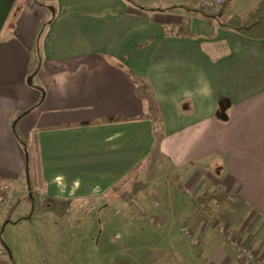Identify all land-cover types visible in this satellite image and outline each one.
Here are the masks:
<instances>
[{
	"label": "crops",
	"instance_id": "crops-1",
	"mask_svg": "<svg viewBox=\"0 0 264 264\" xmlns=\"http://www.w3.org/2000/svg\"><path fill=\"white\" fill-rule=\"evenodd\" d=\"M188 2L19 0L0 37L2 232L36 212L82 225L81 204L122 200L137 181L154 188L166 165L184 169L188 181H224L236 200L223 202L214 225L250 240L264 264V38L224 28ZM260 2L230 0L226 17L247 20ZM170 193L155 211L167 225L154 231L161 240L153 249L169 256L166 264H237V247L222 231L196 253L172 244L170 222L189 209H175Z\"/></svg>",
	"mask_w": 264,
	"mask_h": 264
},
{
	"label": "rangeland",
	"instance_id": "rangeland-1",
	"mask_svg": "<svg viewBox=\"0 0 264 264\" xmlns=\"http://www.w3.org/2000/svg\"><path fill=\"white\" fill-rule=\"evenodd\" d=\"M13 17L11 16L7 29H10ZM35 70L28 75V79L33 76ZM166 169L172 174L170 179L165 175ZM209 170L215 172L218 166H212ZM163 171L158 172L157 185L141 191L132 204L112 199L110 195L99 199L95 205L92 201L81 204L80 208L86 211L81 218L82 225H75V222L69 224L67 219L55 218L56 215L51 212L41 216L36 212L32 221L23 219L18 222L15 219L17 222L11 221L7 226L5 224L6 227L1 233L5 249L4 255L0 258L2 264H166L169 256L164 251L153 248L157 241L161 240L154 231H164L167 225L157 217L155 211L166 205L163 194L169 192L171 193L168 201H172L175 209H182L186 205L189 209L183 214L178 213L176 218H180L170 222L171 225L177 223L174 232L168 234L172 236V244L196 253V248L201 249L206 244L210 245L220 240L221 233H225L229 240L230 231L227 229L226 232H221L222 228L226 229L224 224L214 225L216 220L213 222V217L218 219L223 212V203L216 199L210 203V214L206 215V218L201 216L202 222L197 223L198 227L193 229L196 218L192 212V199L198 194H205L208 190L212 194L215 193V189L219 195L226 193L224 181L217 176L215 179L212 178L213 180L203 178L200 181L195 180V176H190L188 181L184 169L176 170L171 166L167 168L166 165ZM221 184L225 188L224 193L217 189ZM189 188L195 193L194 197L186 192L185 189ZM156 199L161 201H155ZM98 206L100 207L97 208ZM19 213L17 210L15 218ZM146 215L158 219L160 223H152ZM72 217L76 218L75 215ZM184 225L188 226L194 232V237L201 239V242L204 239L200 246L193 245L190 240L192 238L189 239L187 233L182 231Z\"/></svg>",
	"mask_w": 264,
	"mask_h": 264
},
{
	"label": "trees",
	"instance_id": "trees-1",
	"mask_svg": "<svg viewBox=\"0 0 264 264\" xmlns=\"http://www.w3.org/2000/svg\"><path fill=\"white\" fill-rule=\"evenodd\" d=\"M129 1L133 2V0H129ZM229 2H230V0L227 1L221 8H219L215 11H212V12H207V11H203V10H200L197 8L189 7L188 5H184V6L187 8H190L195 13L196 12L200 13L204 16L209 17V18H216L219 21L220 25L224 28H231V29H233V30L245 35V36H248V37L264 38V0H261V2L258 4V6L252 12H250L247 20H243L242 17L239 15H233L231 17H226L225 9H226ZM46 27H47V24H45L42 27V29L40 30L39 37H38L39 41L43 37V34L46 30ZM36 50L38 53V57L40 58L41 57V50L39 47V42L37 43ZM137 83H138V85H137L138 93L141 95V97L149 105L150 116L153 117L154 120H159L158 109L156 107L157 106L156 100H155L154 96L152 95V93L150 92L146 82L143 79L137 78ZM223 98L224 97L219 98L222 106H223V101H222ZM35 106H36V104L33 105L31 108H33ZM157 137H158V141L161 140V138H162L161 131L157 134ZM149 186H150V183H148V182L137 181L127 191L122 193L120 195V198L122 200L126 201L127 203L132 204L134 198L141 191L146 190ZM199 187H200V185H199ZM198 189H200V188H198ZM4 194L7 196L6 192ZM213 199H216L217 201L223 203L224 201H226V195L225 194L219 195V193L216 192V189H215L214 194L210 193V191L208 190V192H206L205 194H200V195L198 194L197 197L195 196V198L192 199V203H193V211L192 212L194 214V218H196V225L193 226V229L195 227L196 228L198 227L197 223L202 222L201 216L206 218L207 217L206 215L210 214V210H211L210 203ZM215 220L216 219L213 217V222ZM161 254H164V253H161Z\"/></svg>",
	"mask_w": 264,
	"mask_h": 264
},
{
	"label": "built area",
	"instance_id": "built-area-1",
	"mask_svg": "<svg viewBox=\"0 0 264 264\" xmlns=\"http://www.w3.org/2000/svg\"><path fill=\"white\" fill-rule=\"evenodd\" d=\"M227 1L229 0H189L188 6L197 8L203 11L212 12L219 8H221ZM220 184V183H219ZM218 186V185H217ZM9 186L6 185V188ZM220 187V188H219ZM217 189H221V192H225V188H223L222 184L219 185ZM186 192L191 196L194 197L195 193L189 190L185 189ZM226 194V193H224ZM41 200L45 201L44 194L41 195ZM226 200L230 203L235 202V197L228 194L226 195ZM8 212V205H7V199L5 195L0 197V213L6 214ZM146 218L149 219L152 223H160L158 219L154 217H150L146 215ZM0 225V258L4 255L5 249L2 245V229ZM182 231L184 233H187L188 238L190 239L193 245L200 246L201 245V239H198L197 237H194V232L188 228V226L184 225L182 227ZM227 229L222 228V232H226ZM229 241L231 244H233L235 247H237L238 250V256H237V264H259V258L258 254L256 252V249L252 242L248 240L247 238L239 237L237 235H234L233 232H230ZM0 264H2L0 260Z\"/></svg>",
	"mask_w": 264,
	"mask_h": 264
},
{
	"label": "water",
	"instance_id": "water-1",
	"mask_svg": "<svg viewBox=\"0 0 264 264\" xmlns=\"http://www.w3.org/2000/svg\"><path fill=\"white\" fill-rule=\"evenodd\" d=\"M19 0H0V37L2 36ZM33 77L28 79L32 84ZM16 123L14 124L15 127Z\"/></svg>",
	"mask_w": 264,
	"mask_h": 264
},
{
	"label": "clouds",
	"instance_id": "clouds-1",
	"mask_svg": "<svg viewBox=\"0 0 264 264\" xmlns=\"http://www.w3.org/2000/svg\"><path fill=\"white\" fill-rule=\"evenodd\" d=\"M210 93H211L210 85H206L204 90H203V94L210 95Z\"/></svg>",
	"mask_w": 264,
	"mask_h": 264
}]
</instances>
